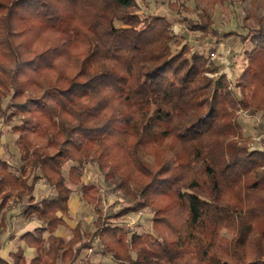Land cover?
<instances>
[{"label": "trees", "instance_id": "obj_1", "mask_svg": "<svg viewBox=\"0 0 264 264\" xmlns=\"http://www.w3.org/2000/svg\"><path fill=\"white\" fill-rule=\"evenodd\" d=\"M168 7L211 43L236 34L203 7L197 20L177 0ZM254 17L241 36L253 42L247 65L228 78L207 74L212 51L179 40L173 52L171 20L137 0H0V118L19 116L20 152L17 168L0 157V224L14 195L40 222L19 237L36 255L20 246L0 264H74L93 249L119 264H264V150L235 139L238 107L264 105V17ZM87 164L129 203L105 214L100 184L83 180ZM42 178L52 192L36 196ZM72 186L96 216L65 239L55 232ZM145 208L151 230L114 222Z\"/></svg>", "mask_w": 264, "mask_h": 264}, {"label": "rangeland", "instance_id": "obj_2", "mask_svg": "<svg viewBox=\"0 0 264 264\" xmlns=\"http://www.w3.org/2000/svg\"><path fill=\"white\" fill-rule=\"evenodd\" d=\"M137 1L141 11L148 13L152 12L153 14H165L171 20L172 32L174 34L171 43L173 52L179 51L182 44L185 42L196 52H205L208 56L211 51L213 52L210 67L213 68L214 71L207 72L210 76H219L223 72H226L228 78H230V71L232 70L236 76L241 73L243 68L247 65L245 50L253 46L252 39L243 42L241 36H244L248 32L249 24L254 21V16L264 17V0H226L224 3L216 4L205 0L200 3L201 7H197L196 0H177L182 4L181 11L187 18L197 20L198 12H200L203 7L213 16L214 27L216 29L220 32L230 30L236 32V34L232 33L228 37H222L219 41L211 43L208 39L210 36H205L200 31L190 29L181 15H176V13L169 10L168 3L175 0ZM179 40L182 41L180 45L176 42ZM255 41L264 46V33L258 35ZM229 52L231 53L229 54ZM227 54L229 55L226 59ZM239 91L238 89L237 94L241 96ZM251 101L254 103L252 98ZM14 110L12 106L6 108L4 117L6 118L11 115ZM236 113L239 114L238 118L242 122V135L236 136L235 139H237L239 143L241 142L251 147L252 137L264 133V105H254L248 109L238 107ZM18 123L19 116H14L7 124L0 118V157L10 159L11 163L16 168L20 165V152L16 144L17 135L12 131V127ZM65 174L67 175L66 170ZM83 180H85V182L100 184L102 189L101 204L105 214L116 211L119 207L130 201L122 192L109 186L105 182L104 176L98 167L93 164L85 165ZM72 188V212L70 214L71 220L69 221L71 224H74L76 221L81 220L85 230H92L94 228L93 220L96 216V211L83 200L81 192L76 186H72ZM51 192L48 183L44 179H41L37 185L36 195H45ZM12 201L20 204H9L7 207L6 222L8 220V228L15 226L14 232H16L23 227H27L33 220L21 212L22 202L19 201L18 196L14 195ZM152 216L153 213L151 209L145 208L139 212L129 213L123 218L114 220V222L127 227L131 233H143L152 229ZM18 224L19 226L16 227ZM5 228L7 229V226H5ZM224 234L230 236V233L226 230Z\"/></svg>", "mask_w": 264, "mask_h": 264}, {"label": "crops", "instance_id": "obj_3", "mask_svg": "<svg viewBox=\"0 0 264 264\" xmlns=\"http://www.w3.org/2000/svg\"><path fill=\"white\" fill-rule=\"evenodd\" d=\"M37 185H38V183H37ZM37 185L35 188V194H36ZM45 195H47V194H45ZM36 196H39V195H36ZM10 203L11 204H14V203L17 204V202H13L12 199L10 200ZM18 204H20V203H18ZM22 204H23V202H22ZM7 207L3 211V214L1 216L2 223L0 224V257L9 258V255L16 252L20 246L23 247V249L25 251V255H27L30 258L34 257L36 255V249L32 248V247H28L24 241L19 239V237L22 234H24L25 232H27L28 230H31L35 227L40 226V222L37 219L32 218L33 222L30 223L27 227H23V228L19 229L18 231L14 232L15 226L8 228V220L6 222ZM71 212H72V198H71L70 203H69V214H68V216H63L66 220V225L59 226L55 232L56 235L61 236L65 239H69L72 236V228H74L76 226L77 222L80 221V220H78L74 224H71L69 221V220H71V218H70ZM58 214L62 215L61 212H58ZM5 226H7V229L5 228ZM18 226H19V224L16 227H18ZM82 226H83V224H82ZM83 258L88 260L90 262V264H94V263L119 264L117 261L112 259V257L110 255L102 254L101 251L95 250V249L84 250L81 253L80 258L74 264H82Z\"/></svg>", "mask_w": 264, "mask_h": 264}, {"label": "built area", "instance_id": "obj_4", "mask_svg": "<svg viewBox=\"0 0 264 264\" xmlns=\"http://www.w3.org/2000/svg\"><path fill=\"white\" fill-rule=\"evenodd\" d=\"M252 148L264 150V133L252 137Z\"/></svg>", "mask_w": 264, "mask_h": 264}]
</instances>
